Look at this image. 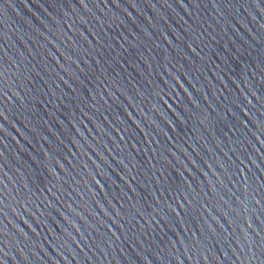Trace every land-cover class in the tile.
<instances>
[{
	"label": "water",
	"instance_id": "1",
	"mask_svg": "<svg viewBox=\"0 0 264 264\" xmlns=\"http://www.w3.org/2000/svg\"><path fill=\"white\" fill-rule=\"evenodd\" d=\"M5 253L264 264L259 0H0Z\"/></svg>",
	"mask_w": 264,
	"mask_h": 264
},
{
	"label": "snow or ice",
	"instance_id": "2",
	"mask_svg": "<svg viewBox=\"0 0 264 264\" xmlns=\"http://www.w3.org/2000/svg\"><path fill=\"white\" fill-rule=\"evenodd\" d=\"M255 2H256V0H253V3H255ZM259 3L261 5L262 10H264V0H259ZM41 23H43V22H41ZM44 27H45V25H44ZM137 27H138V25H137ZM144 35H147V33H144ZM37 161H41V163H42V159H41L40 155H37L34 158V160H33L34 163H36ZM25 235H27V234H25ZM241 242L243 243V241H241ZM20 252H24V249L23 248H20ZM0 259H7V254L5 253L4 257L3 258H0ZM18 260H19L20 264H26V261H25L24 257L19 256Z\"/></svg>",
	"mask_w": 264,
	"mask_h": 264
}]
</instances>
